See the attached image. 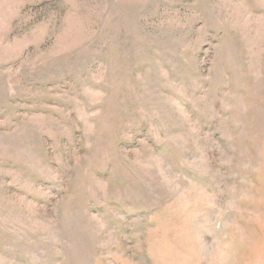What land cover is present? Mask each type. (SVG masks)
<instances>
[{
    "label": "rangeland",
    "instance_id": "obj_1",
    "mask_svg": "<svg viewBox=\"0 0 264 264\" xmlns=\"http://www.w3.org/2000/svg\"><path fill=\"white\" fill-rule=\"evenodd\" d=\"M250 164L264 0H0V264H175Z\"/></svg>",
    "mask_w": 264,
    "mask_h": 264
},
{
    "label": "clouds",
    "instance_id": "obj_2",
    "mask_svg": "<svg viewBox=\"0 0 264 264\" xmlns=\"http://www.w3.org/2000/svg\"><path fill=\"white\" fill-rule=\"evenodd\" d=\"M245 171L264 174V165H245ZM226 191L222 203L206 189L181 193L184 243L175 264H264V197L241 184H230Z\"/></svg>",
    "mask_w": 264,
    "mask_h": 264
}]
</instances>
